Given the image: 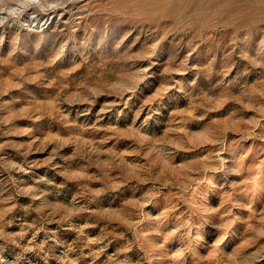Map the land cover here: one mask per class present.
<instances>
[{"label":"rangeland","instance_id":"rangeland-1","mask_svg":"<svg viewBox=\"0 0 264 264\" xmlns=\"http://www.w3.org/2000/svg\"><path fill=\"white\" fill-rule=\"evenodd\" d=\"M0 21V264H264V0Z\"/></svg>","mask_w":264,"mask_h":264},{"label":"clouds","instance_id":"clouds-1","mask_svg":"<svg viewBox=\"0 0 264 264\" xmlns=\"http://www.w3.org/2000/svg\"><path fill=\"white\" fill-rule=\"evenodd\" d=\"M0 22H2V21H0Z\"/></svg>","mask_w":264,"mask_h":264}]
</instances>
